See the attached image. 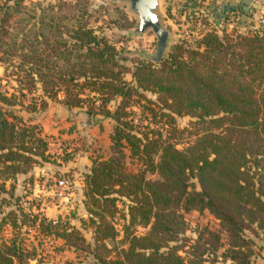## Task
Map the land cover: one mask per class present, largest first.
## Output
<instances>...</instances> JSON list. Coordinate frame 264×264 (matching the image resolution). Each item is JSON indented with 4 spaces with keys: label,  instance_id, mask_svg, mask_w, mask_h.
Instances as JSON below:
<instances>
[{
    "label": "trees",
    "instance_id": "16d2710c",
    "mask_svg": "<svg viewBox=\"0 0 264 264\" xmlns=\"http://www.w3.org/2000/svg\"><path fill=\"white\" fill-rule=\"evenodd\" d=\"M100 9L107 7L90 9L86 0L0 2V63L18 89L38 85L42 96L66 108L85 103L88 113L99 105L115 121L112 154L91 160L85 176L93 258L97 264H199L217 247L218 234L202 229L187 252V239L179 236L186 228L182 211L206 209L227 232V257L250 264L242 230L250 223L264 229V172L256 169L264 157V23L244 34L205 31L193 45L172 44L159 62L137 61L125 80L119 63L125 56L90 23ZM143 91L155 95L144 107L155 126L138 131L127 106L133 94L144 98ZM116 95L121 99L108 110L104 105ZM13 104L0 92V224L18 228L28 218L16 196L9 200L4 182L26 172L35 155L44 157L45 140L12 113ZM177 115L193 118L178 128ZM122 147L139 163L136 171L126 170ZM118 196L128 199L120 236L107 219ZM38 220L46 233L82 247L76 226ZM28 259L20 242L0 245V264Z\"/></svg>",
    "mask_w": 264,
    "mask_h": 264
},
{
    "label": "rangeland",
    "instance_id": "374dc122",
    "mask_svg": "<svg viewBox=\"0 0 264 264\" xmlns=\"http://www.w3.org/2000/svg\"><path fill=\"white\" fill-rule=\"evenodd\" d=\"M33 1L47 4L57 0ZM241 1L229 3L227 10L219 7L215 0H157L156 11L170 36L162 59L172 44L193 45L205 31L244 34L253 29H261L264 23V0H250L245 10L242 9ZM86 2L90 9L99 5L107 7L105 10H96L90 17V23L95 24L96 33L104 35L114 44L120 56H125L119 61L123 64L122 76L125 80L131 79L129 70L137 61L154 62L144 54L154 51L155 35L151 29H146L141 34H131L137 16L128 8L126 1ZM18 87V80L9 72V67L0 63V92L10 95L14 102L11 106L12 113L20 116L24 124H32L35 134L45 140V155L42 158L35 155V162L26 172L17 173L5 180L4 186L13 196L9 198L6 193L1 194L6 195L10 201L16 196L17 206L26 213L28 219L18 228L1 223L0 245L13 239L20 242L29 253V264H97L92 254L96 250L91 237L93 226L87 221L85 176L91 160L112 154L110 134L115 121L103 113L100 106L96 105L97 102L88 113L85 103L66 108L61 102L42 96L38 85L29 90H19ZM11 94L14 96L11 97ZM143 94L144 98L133 94L127 106L132 110L134 128L138 131L145 130L146 124L155 126L150 121L152 119L147 112L149 109L144 108L148 106L145 98L153 99L155 95L149 91H143ZM40 98L45 101L43 105ZM120 99V96H113L104 106L112 110ZM192 118L189 115H177L175 125L178 128L189 126ZM121 150L125 155L123 160L126 170L136 171L139 163L129 156L126 147ZM256 169L264 172V157L258 161ZM57 178L65 180L60 197L53 192ZM127 203L126 197L118 196L115 213L107 216L117 229V236H120L121 226L126 219ZM8 207L9 205L4 206L3 210ZM31 214L38 216L34 223L29 220ZM182 214L186 228L179 236L187 239L184 250L191 252L199 232L206 228L218 234L217 247L214 251L206 250L199 264H234L225 252L228 247L227 232L220 227L216 217L206 209H189L182 211ZM40 217L76 226L84 236L82 247L69 245L52 232L46 233L39 227ZM134 229L138 233L146 230L141 226H135ZM241 235L247 241L245 250L250 264H264V229L250 223L244 227ZM179 252L184 257L190 256L185 251Z\"/></svg>",
    "mask_w": 264,
    "mask_h": 264
},
{
    "label": "water",
    "instance_id": "95a60500",
    "mask_svg": "<svg viewBox=\"0 0 264 264\" xmlns=\"http://www.w3.org/2000/svg\"><path fill=\"white\" fill-rule=\"evenodd\" d=\"M110 1H126L128 8L137 16L135 26L131 30V34L137 35L143 33L146 29H151L155 35V49L151 53H145L144 56L150 58L154 62H159L170 40L169 31L165 28L159 14L156 11L157 0H110ZM249 0L242 1V9L247 8ZM223 14V12L221 13Z\"/></svg>",
    "mask_w": 264,
    "mask_h": 264
},
{
    "label": "built area",
    "instance_id": "2783aa9c",
    "mask_svg": "<svg viewBox=\"0 0 264 264\" xmlns=\"http://www.w3.org/2000/svg\"><path fill=\"white\" fill-rule=\"evenodd\" d=\"M65 180L63 178H57L54 181V189L53 192L57 197H60L62 195V188L64 187Z\"/></svg>",
    "mask_w": 264,
    "mask_h": 264
},
{
    "label": "crops",
    "instance_id": "0c3cea01",
    "mask_svg": "<svg viewBox=\"0 0 264 264\" xmlns=\"http://www.w3.org/2000/svg\"><path fill=\"white\" fill-rule=\"evenodd\" d=\"M243 1V0H242ZM242 1L240 2V3H242ZM250 1V0H249ZM253 1V0H252ZM239 2V0H215V3H218V5H219V7H225L227 10H228V8L230 7L229 5V3H233V4H236V3H238ZM226 3H228V4H226Z\"/></svg>",
    "mask_w": 264,
    "mask_h": 264
}]
</instances>
